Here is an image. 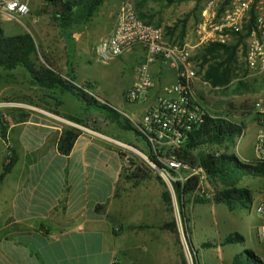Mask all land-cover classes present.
Wrapping results in <instances>:
<instances>
[{
  "label": "crops",
  "instance_id": "crops-1",
  "mask_svg": "<svg viewBox=\"0 0 264 264\" xmlns=\"http://www.w3.org/2000/svg\"><path fill=\"white\" fill-rule=\"evenodd\" d=\"M106 2L91 21L95 25H86L85 31L74 33L70 53L49 56L57 68L61 67L63 76L73 73L76 85L91 83L92 92L110 73L108 67L94 65L92 54L98 41L113 28L122 0L109 6H105ZM182 5L183 0H143L140 10L152 23L172 26V10L175 6L179 10ZM98 14L101 19L97 18ZM197 16L199 21L201 14ZM193 33V24L188 23L183 35L185 45H199L198 35L193 40ZM82 39L90 43L83 53L75 51V42ZM132 53L136 54V67L145 58L146 47L135 46L112 59L110 65L120 67L124 61L133 60ZM164 62L157 60L150 66L151 72L154 66L162 83L166 77ZM175 75L177 77L176 71ZM134 80L135 73L130 75L128 90ZM161 84L155 83L152 100L169 87ZM129 103L134 118L141 120L146 103ZM27 107L30 118L26 122H10L7 138H0V177L7 149L11 147L16 153L10 172L0 178V264H113L115 259L120 264H148L150 261H145L143 251L152 239L157 240L159 231L129 227L146 223L148 211L133 200L137 188L128 179L123 162L122 144L125 142L105 132L101 126L83 127L49 108ZM64 107L66 102L63 110ZM81 110L86 112L82 101L76 110L65 109L73 114ZM92 115L101 118L96 113ZM247 121L248 126L250 120ZM71 126L81 129V133L73 150L66 155L58 150V141ZM256 135L257 131L254 143ZM262 230L264 232V226ZM257 248L254 251L264 259V249L260 245Z\"/></svg>",
  "mask_w": 264,
  "mask_h": 264
},
{
  "label": "rangeland",
  "instance_id": "rangeland-1",
  "mask_svg": "<svg viewBox=\"0 0 264 264\" xmlns=\"http://www.w3.org/2000/svg\"><path fill=\"white\" fill-rule=\"evenodd\" d=\"M26 1L31 7V13L20 17V20L14 19L0 11V27L4 30L5 34L18 35L26 32L32 34L39 45L40 61L41 59L44 61L43 55H46L49 59V56L54 53H70L72 51L71 45L73 44L74 33L85 31V27L78 25L71 29H62L53 20L52 13L45 0ZM116 1L107 0L105 6L116 5L118 4ZM206 2L207 0H183V5L179 10H177V6L174 7L172 17L170 18L172 26L174 24L177 25L174 33L171 34L176 43L185 45L183 28L184 26L186 28L188 23L193 24V40H195L198 22L197 15L200 14L201 8ZM102 8L103 6L99 9ZM43 9L45 11H42ZM97 18L101 19L99 14ZM87 25L93 26L95 24L90 22ZM166 26L169 25L162 27L166 29ZM75 44V51L81 53L84 52V49H89L90 46L87 39H82L79 42L76 41ZM190 47L200 78L195 92L203 98L202 104L211 112L223 116L229 115L237 122L242 121V119L250 120L245 134L237 139L236 146H232L230 151L235 152L242 161H254L257 158L254 143L257 131L256 123H254L256 119L255 103L261 101L264 106V74L260 76L248 74L244 57L246 49L245 40L240 44L238 52L240 56L238 74L226 87H213L210 84L203 83L205 81L202 75L203 62L201 60L203 46ZM131 57L133 60H126L124 61L125 64L122 63L119 67L110 65L111 61L108 62L109 64L103 63L98 60L95 54H92V62L96 67H108L110 70V73L99 81L97 87L93 88V93L96 96L104 97L105 100L115 105V107L118 106L117 108H120L122 113L129 119L135 117L130 110L131 104L125 98L130 85V75L135 73L136 54L132 53ZM162 67L166 73L163 83L156 74L157 71L154 66L152 67L155 83L156 85L162 83V86H169L168 88H171L177 82L176 70L172 69L167 62H164ZM57 69L62 72L59 65ZM241 81L243 82L242 85L240 84ZM53 96L63 101V104L66 102L65 109L76 110V107L80 105V101L77 98L67 96L62 91L55 92ZM56 104V99L49 97L45 90L30 85L26 72L21 67L12 70L0 67V115L13 107H21L30 111L26 106L45 107L53 112L59 109L57 112L67 113L65 109H62L63 104L61 106H57ZM84 111L77 112V115H81L83 118L91 117L89 124L92 126L90 128H99L101 126L105 132L116 136V138L125 142L126 145L133 147V150L128 148H125V150L131 154L132 159L138 165L147 161L146 144L137 134L127 130L123 131L117 123L108 121L106 116L100 111L92 110L93 113L98 114L101 118L103 117V120L97 118L95 115L93 116V113H86ZM98 121H101V123L98 124ZM131 123L133 122L131 121ZM134 149L140 150V153L134 151ZM8 150L6 154H8ZM209 150L211 151V149ZM91 151H94V149ZM6 157L7 155L5 156V162ZM156 172V174L162 176L167 187L172 192L173 205L171 207H167L162 199V193L166 187L156 177L155 173L148 178L141 179L138 184H135L134 180L128 178L133 182L134 188H137L133 200L137 204L142 205V210L148 211H143L148 214L147 221L143 224L148 225L147 228L159 231L156 237L157 240L152 239L150 244H148L149 247L143 251L145 261L148 262V259L150 261L148 264H229L233 256L244 249L258 250V245L264 249V232L262 230L264 226V213L257 211L258 206L264 204V177L245 176L239 183V186L245 187L250 191L252 200L249 207L240 206L231 210L225 203L185 201L183 211L176 196L173 183L163 176L160 171L157 170ZM201 186L202 188L197 191V194L203 196L212 193L217 194L224 187L221 182L210 180L203 181ZM166 222H175L179 235L169 229H167L168 232L165 231L162 225ZM235 232H239L245 236L246 240L244 243L211 248H204L202 245L207 241L218 242ZM166 234L167 237L165 236ZM151 249L152 251H150ZM151 257H153L152 261Z\"/></svg>",
  "mask_w": 264,
  "mask_h": 264
},
{
  "label": "trees",
  "instance_id": "trees-1",
  "mask_svg": "<svg viewBox=\"0 0 264 264\" xmlns=\"http://www.w3.org/2000/svg\"><path fill=\"white\" fill-rule=\"evenodd\" d=\"M45 1L57 25L62 29H71L74 26L89 24L106 0ZM142 1H135L138 14L145 21L152 23L148 19L146 20L145 12L140 10ZM42 11H45V9ZM176 26L174 24L173 26H166V29H164L167 34L171 35L174 33ZM244 39L245 35L240 34L230 43H211L202 47V75L213 87H226L237 76L239 71L238 64L240 63L238 52L240 44ZM39 53V45L32 34L26 32L18 35H6L0 27V67L6 70L18 67L24 69L30 85L45 90L49 97L56 99L57 106H61L63 101L53 96V94L58 91H64L82 101L85 105L86 113L92 110L100 111L106 116L108 121L117 123L123 130L133 131L140 139L142 138V141H145L147 147L146 155L150 160L159 167H163L157 155L153 151H150L149 144H147L144 135L134 127L128 117L118 111L108 101L103 102L86 91L85 87L91 88V83L82 86L76 85L73 73L67 74V77L62 76V72L55 67L54 63L46 55H43L44 61L42 59L40 61ZM240 84L242 85L243 82L241 81ZM58 110L54 111L57 112ZM7 112L0 115V134L4 139L7 138V124L13 121L16 123L26 122L31 115L29 110L21 107H13L8 109ZM57 113L72 122L87 127L92 126L89 124L91 117L83 118L81 115L72 113ZM217 115L218 117L205 116L199 126H195L186 133L182 139L181 146L174 151L182 160L190 162L194 167H201L203 169L201 174L194 175L184 182L172 180L176 196L183 211L185 201L225 203L231 210L240 206L249 207L252 200L250 191L245 187L239 186V183L245 176L264 177V160L254 159V161L245 162L235 152L230 151L232 146H236L237 139L242 136L247 126L246 119L234 122L223 115ZM80 133L81 129L75 126L66 128L58 141V150L63 154H70ZM210 148H215L216 150L225 149L226 152L215 155L210 152ZM15 162L16 153L14 151L11 161L4 164L1 179L10 172ZM132 164L135 167L134 171H131L132 173L127 172L129 174L128 178L134 180L135 184H138L141 179L148 178L157 173V170L147 161L138 165L132 159ZM204 174L207 180L221 182L224 187L217 194L212 193L206 196L197 194V191L202 188L201 176ZM156 177L165 185L166 189L162 193V199L167 207H171L173 205L172 192L161 175L156 174ZM129 227L142 230L148 227V225L134 224ZM162 228L169 229L178 234L175 222H166L162 225ZM245 240L243 234L235 232L218 242L207 241L202 245L204 248H211L244 243ZM229 264H264V259L253 250L244 249L236 253Z\"/></svg>",
  "mask_w": 264,
  "mask_h": 264
},
{
  "label": "built area",
  "instance_id": "built-area-1",
  "mask_svg": "<svg viewBox=\"0 0 264 264\" xmlns=\"http://www.w3.org/2000/svg\"><path fill=\"white\" fill-rule=\"evenodd\" d=\"M0 11L20 20V17L31 13V7L26 0H0ZM200 14L196 26L199 44L197 46L211 43L227 44L243 34L248 74L253 76L264 74V0H207ZM138 45L146 47V55L135 67V80L127 91L126 98L129 102L146 103V109L141 120L135 118L130 120L144 135L150 151L157 155L163 167H159L148 157L149 164L169 181L184 182L194 175L201 174L203 169L182 160L174 151L181 146L186 133L199 126L205 116L218 117V115L207 109L202 104L203 98L195 92L200 78L192 58L191 47L176 43L162 26L142 19L133 0H122L113 28L95 46V56L101 62L108 63ZM157 60L167 62L176 70L177 82L171 88H167L164 94L152 100L151 92L155 80L150 66ZM203 83L210 84L207 80ZM85 90L98 98L90 89L85 87ZM255 115L256 160H264L263 102L255 103ZM225 117L237 122L229 115ZM244 134L245 129L242 136ZM122 146L125 168L131 172L134 169L132 156L125 148L133 150V147L126 144ZM134 151L140 153V150L134 149ZM210 152L219 155L226 151L211 149ZM13 154L14 150L10 147L6 162L11 161ZM201 178L202 183L207 180L205 174ZM257 211L264 213V204H260ZM113 264L120 263L115 259Z\"/></svg>",
  "mask_w": 264,
  "mask_h": 264
},
{
  "label": "water",
  "instance_id": "water-1",
  "mask_svg": "<svg viewBox=\"0 0 264 264\" xmlns=\"http://www.w3.org/2000/svg\"><path fill=\"white\" fill-rule=\"evenodd\" d=\"M100 100H102L100 97H99Z\"/></svg>",
  "mask_w": 264,
  "mask_h": 264
}]
</instances>
